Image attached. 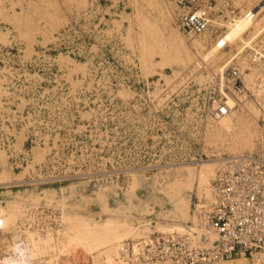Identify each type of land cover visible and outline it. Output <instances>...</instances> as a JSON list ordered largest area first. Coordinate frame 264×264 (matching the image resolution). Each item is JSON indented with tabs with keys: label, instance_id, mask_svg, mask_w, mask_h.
<instances>
[{
	"label": "rangeland",
	"instance_id": "obj_1",
	"mask_svg": "<svg viewBox=\"0 0 264 264\" xmlns=\"http://www.w3.org/2000/svg\"><path fill=\"white\" fill-rule=\"evenodd\" d=\"M217 3L189 37L176 0H0V256L18 242L30 264H173L120 247L189 221L219 158L264 156V0ZM250 11L249 43L212 51ZM228 67L245 92L214 122Z\"/></svg>",
	"mask_w": 264,
	"mask_h": 264
},
{
	"label": "built area",
	"instance_id": "obj_2",
	"mask_svg": "<svg viewBox=\"0 0 264 264\" xmlns=\"http://www.w3.org/2000/svg\"><path fill=\"white\" fill-rule=\"evenodd\" d=\"M176 4L182 10L176 26L189 37L208 30L210 16L219 7L217 0H176ZM253 16L250 11L244 18ZM252 56L255 61H264L260 51ZM223 69L219 75V95L213 96L212 103L204 108L205 118L212 121L235 108L228 103L226 91L234 95L245 92L237 68ZM261 123L264 127V113ZM203 161L200 156L196 163ZM210 187L211 200L199 201L189 221L123 243L121 252L130 261L140 263L169 260L173 264H209L238 257L264 263V156L251 153L219 158ZM1 226L0 221V229Z\"/></svg>",
	"mask_w": 264,
	"mask_h": 264
},
{
	"label": "bare ground",
	"instance_id": "obj_3",
	"mask_svg": "<svg viewBox=\"0 0 264 264\" xmlns=\"http://www.w3.org/2000/svg\"><path fill=\"white\" fill-rule=\"evenodd\" d=\"M253 11L258 13L257 9H255ZM251 23H250V19H248V18L247 19L243 18V19L234 20V23L231 25V27L225 32V34L221 38H219L216 41V43L214 44V48H212V51H214L215 48L216 49L223 48L228 42H233L235 39H238V38L243 41L244 45L245 44L247 45L249 43V41H246V40L244 41L241 38V35L243 33H245L246 31H248ZM249 40H251V39H249ZM242 49H243V46L237 47L236 52L234 54H232L228 60H226V63L224 64V66L222 68L227 66L239 53H241ZM228 103L230 105L234 104L236 106L235 101L232 100V98L230 99V97H228ZM230 114H232V113H230ZM230 114L220 118L219 120L231 116ZM218 121L216 120L214 122H218ZM207 164L208 163L204 162V161H203V163H200V168L198 170V180H199L200 184H202L206 181L205 175L208 171V165ZM211 198H212V192H211V187H210V200H211ZM4 220L6 222L7 218L4 219V218H2V216H0V221H1V225H2L0 230L4 229ZM28 258L29 257H27V255H26V249H25L24 245L22 243L13 242V244H9L7 246V249L5 250L4 254H2L0 256V264H30V262L28 261Z\"/></svg>",
	"mask_w": 264,
	"mask_h": 264
}]
</instances>
